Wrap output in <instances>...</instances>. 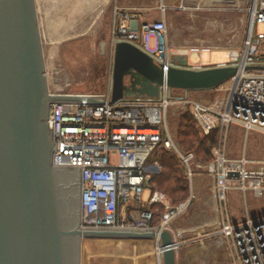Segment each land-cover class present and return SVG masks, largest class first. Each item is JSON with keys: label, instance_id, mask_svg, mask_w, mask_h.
<instances>
[{"label": "built area", "instance_id": "obj_1", "mask_svg": "<svg viewBox=\"0 0 264 264\" xmlns=\"http://www.w3.org/2000/svg\"><path fill=\"white\" fill-rule=\"evenodd\" d=\"M193 1L184 0L179 8L188 10V3ZM159 2L164 11L163 0ZM244 2L252 23L249 22L243 49L241 53H232L230 61L220 66L238 69L229 81L232 85L227 97L205 104L192 99L189 96L192 91L163 86L157 99H123L112 104L110 88L107 93L98 94L104 96L105 104L82 105L63 101L52 104L53 166L81 167L83 229L153 231L157 235L156 250L158 256L161 255V233L171 232L170 225L187 211L195 198V156L183 153L176 146L168 128L171 110L190 113L200 132L207 137L216 131L221 132L220 139L226 140L232 127L241 128L247 134L264 135V33L255 31L257 25H264V0ZM167 30L166 23L161 21L144 27L141 37L138 32L122 25L114 32L113 38L117 42H131L146 53L153 52L168 74L167 69L171 67L168 51L159 44L150 47L151 34L163 38ZM140 40L142 43L138 44ZM115 44H111L112 51ZM159 148L178 155L190 182L189 203L173 206L166 194L154 190L152 174L162 170L154 158ZM213 156L211 163L197 164V169L201 170L197 176L213 179L219 215V228L213 236L220 235L230 244L233 264H264V216L233 221L227 196L228 192L237 191L244 195L252 192L255 198H264V161L248 159L247 154L230 158L221 148H215ZM147 189L149 196L145 199ZM153 206L156 211L164 208L156 226Z\"/></svg>", "mask_w": 264, "mask_h": 264}, {"label": "water", "instance_id": "obj_2", "mask_svg": "<svg viewBox=\"0 0 264 264\" xmlns=\"http://www.w3.org/2000/svg\"><path fill=\"white\" fill-rule=\"evenodd\" d=\"M113 56L112 104L157 99L163 86L217 89L238 72L232 66L173 67L166 74L164 65L127 41L115 44ZM57 101L105 104L98 94L51 93L37 0H0V264H81L85 239L157 236L149 230L82 228L81 167L53 166L50 114ZM160 238V263L177 264L180 244L168 231Z\"/></svg>", "mask_w": 264, "mask_h": 264}, {"label": "rangeland", "instance_id": "obj_3", "mask_svg": "<svg viewBox=\"0 0 264 264\" xmlns=\"http://www.w3.org/2000/svg\"><path fill=\"white\" fill-rule=\"evenodd\" d=\"M99 1L92 0L90 6L99 9ZM222 1L198 0L202 9L193 17H191L192 13L188 17L183 15L181 18L174 13L170 14L173 15V19L171 18L173 29L184 26L193 28L196 25L198 43L196 45L213 50L211 53H202L201 59H190L193 64L203 62L215 65L228 62L227 51L238 54L243 49L250 22L246 4L244 0ZM89 4V0H37L46 75L52 93L105 94L112 87L114 56L109 46V33L113 25L112 12L108 9L102 14L99 11L90 13ZM255 31L264 33V25H257ZM104 42L107 44L105 52L102 53L101 45ZM156 46V39L150 40V47ZM147 55L159 64L153 52L147 51ZM171 66L178 67L174 64ZM231 85L230 82H226L222 87L220 86L221 88L199 91V93L202 92L200 93L203 94L202 97L194 96V94L192 97L205 104H211L217 98L227 97ZM183 115L175 109L171 110L168 116V128L179 150L185 154H194L187 153L177 141V131ZM198 134L201 138L206 137L199 129ZM219 134L221 132H216V144L212 147V156L215 148H221L230 158L247 154L248 159L264 161V135L254 132L247 134L238 127L230 129L226 140L220 139ZM194 156L193 166L196 177L193 194L198 195L199 190L203 187L207 188L204 199L200 197L193 199L187 211L170 225V233L181 244L177 250V264H229V261L232 264L233 250L230 244L220 235L213 236L219 224L215 216L214 204L207 194L210 191L208 184L211 179L197 176V173L201 171L197 169V164H209L214 159L204 163L197 160L196 154ZM154 158L156 160V157ZM158 174L154 173L152 176ZM200 178L205 181V184H202L203 181ZM148 196L147 189L145 199ZM227 196L233 221H244L248 219V216L253 219L264 216V198H255L252 192L244 195L237 191L228 192ZM190 198L191 189L189 199L184 203H189ZM141 244L157 254V251H154L156 245L153 241L85 239L82 243L81 264H117V256L124 253L128 256L133 255L135 264H138L140 259L148 256L147 253L131 254L134 247ZM158 261L156 264H159Z\"/></svg>", "mask_w": 264, "mask_h": 264}, {"label": "crops", "instance_id": "obj_4", "mask_svg": "<svg viewBox=\"0 0 264 264\" xmlns=\"http://www.w3.org/2000/svg\"><path fill=\"white\" fill-rule=\"evenodd\" d=\"M100 0L99 4V9L95 8L92 5L91 2L92 0H89V6L91 8L90 13H96L99 11L101 14L106 12L108 9H111L112 16H113V25L110 28V33H109V42H110V47L111 44L117 43L116 40H114V32H117L119 28L123 25L128 27L130 31H136L140 34L142 37L144 35V27L146 26H151L154 24H157L158 22L164 21L167 25V34L163 37H156V35L151 34L150 40L156 39V44H159L161 47H165L166 50L169 53V63L172 65H176L180 68H199V69H205V68H213V67H218L223 64H226L230 61V56L233 52L227 51V57H228V62H221L218 64L213 65L212 63L205 64L203 62L200 63H191L190 59H201L202 53H211L213 50L212 49H203L202 47H199L197 43V29L196 25L193 26V28H190L189 26H184L182 28L177 27L176 29H173L171 25V18L173 19V15H170L171 13L176 14L177 17L181 18L184 16H189L190 13L191 17L196 12L201 11L202 8H195L199 7V2L198 0H194L191 3H188L189 9L188 10H181L179 7L180 5L184 2V0H163V4L165 6V10L163 11L160 7V3L158 0ZM214 1H222V0H214ZM222 2H225L224 0ZM178 3V4H177ZM94 7V8H93ZM182 29V30H181ZM191 31V33H189ZM113 32V35H112ZM164 43V45L162 44ZM142 43V40L138 42V44ZM201 90H196L194 93L189 92V96L192 97V94L194 96H199L202 97L199 93ZM213 96V95H211ZM214 97V96H213ZM197 100V99H194ZM199 101V100H197ZM208 179H211L209 177H205ZM203 182L202 184H205V181L200 178ZM208 189L210 190V197H209V192L208 198L211 199V202L214 204V211H215V216L219 222V215H218V209H217V199H216V194L214 190V184H213V179L209 180L208 184ZM195 187V186H194ZM207 187H203L201 190H199L198 195L194 199H197L198 197L204 199L205 195V190ZM127 240H132V241H153L156 245L155 240H134V239H127ZM178 243L179 240L175 239ZM225 243V241H224ZM223 246V243H222ZM224 248V247H223ZM156 249H154L155 251ZM178 250V249H177ZM157 251V250H156ZM153 251L149 250L147 246L145 245H138L136 248L134 247V250L131 252V254H138L141 255L142 253H147L148 256L140 259L138 264H156L158 261L159 264L161 260V256L158 257V254L152 253ZM152 253V254H151ZM177 253V251H176ZM127 254V253H126ZM125 253L122 255L117 256V264H135L133 260V255L128 256ZM230 260V258H228ZM131 260V261H129ZM232 260H233V253H232ZM234 261V260H233ZM230 264V261H229ZM233 264V262H232Z\"/></svg>", "mask_w": 264, "mask_h": 264}, {"label": "trees", "instance_id": "obj_5", "mask_svg": "<svg viewBox=\"0 0 264 264\" xmlns=\"http://www.w3.org/2000/svg\"><path fill=\"white\" fill-rule=\"evenodd\" d=\"M177 141L187 153L196 154L197 160L210 162L212 147L216 144V131L210 136L202 137L198 134V126L190 113L183 115L177 131ZM155 157L159 161L162 170L152 178L154 190L163 192L171 200L173 206H179L189 199L190 185L186 175V170L181 164L178 155L164 148H159L155 152ZM155 215L154 225L160 222L161 213L156 211L155 206L151 207Z\"/></svg>", "mask_w": 264, "mask_h": 264}, {"label": "bare ground", "instance_id": "obj_6", "mask_svg": "<svg viewBox=\"0 0 264 264\" xmlns=\"http://www.w3.org/2000/svg\"><path fill=\"white\" fill-rule=\"evenodd\" d=\"M159 65V64H158ZM161 66V65H160ZM173 68V66H169V68L167 69V72L169 73L170 72V70ZM157 254H158V252H157ZM159 257V256H158Z\"/></svg>", "mask_w": 264, "mask_h": 264}]
</instances>
